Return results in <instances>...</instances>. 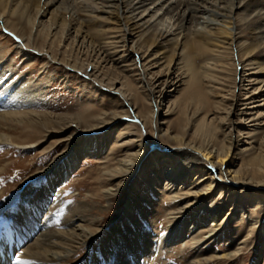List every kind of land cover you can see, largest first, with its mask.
Instances as JSON below:
<instances>
[{
  "label": "rangeland",
  "instance_id": "rangeland-1",
  "mask_svg": "<svg viewBox=\"0 0 264 264\" xmlns=\"http://www.w3.org/2000/svg\"><path fill=\"white\" fill-rule=\"evenodd\" d=\"M68 1L65 8L60 9V5L57 10L56 7L49 8L43 18L35 17V12L29 10L27 16L32 17L31 24L24 20V25H19L11 18L8 22L11 26H8L0 20V69L3 71L0 73V88L23 84L29 90L34 87V92H38L36 102L30 108L10 112H31L64 119L35 130L21 125L12 126L15 128L10 131L0 129V132L8 133L15 144H0V231L5 232L8 227L11 210L18 208L28 198L29 188L18 192L21 184L31 176L35 178L32 185L38 187L42 176L55 160L72 147L71 136L83 131L76 124H70L66 129V122L78 119L91 124L103 114H107L108 120L113 113L124 110L127 112L126 118L112 128L105 127L93 139L90 138L91 133H83L86 136L80 133L82 135L75 139L77 145L94 142L100 147L97 152L86 155L76 170L55 189L56 203L52 212L42 219L52 231L90 228L94 236L93 239H88L87 233L66 236L63 244L70 249L71 256L56 264H264V186L261 189L253 187L256 184L250 181L253 178V169L249 166L251 155L246 151L249 147L240 143L254 142L257 153L259 150L263 152L264 128L247 139V131H233L230 127V122L240 119L229 113L233 109L232 96L238 94L240 84L237 78L243 69L239 50L228 46L223 50L211 48L212 52L193 51L189 62L199 71L200 97L191 93L193 89L189 86L190 79H187L177 93L163 100L158 109L148 100L147 84L158 74L177 73L174 72V64L181 40L174 35L187 27L190 28H187V32L195 31V24L174 31L173 20L154 21L157 27L153 36L157 43L154 44L158 46L150 49L149 44L145 47L144 41L151 38L150 35L139 41L138 35L142 29L125 34L127 24L122 16H118L121 12L117 7L106 6L102 0ZM4 2L6 4L8 0ZM235 15L245 18L242 11H236ZM52 19L57 21L59 28L53 29L50 23ZM37 22L40 23L39 27H35ZM210 28L214 29L215 25ZM240 29L239 40L250 43L245 27L240 26ZM167 31L174 32L163 38L160 34ZM19 43L24 47L19 48ZM154 56L159 60L156 68H148L151 63L147 64V61L154 59ZM144 63L149 70L146 75L141 73L140 65ZM121 65L127 68H120ZM210 65L217 68H214L216 72H208L214 77L210 80L216 84L201 78L204 67ZM181 66L177 67L179 73ZM95 70L100 83L116 81L129 94L130 100L125 101L119 94L108 92L106 86L102 88L94 83L90 74ZM168 100L172 102V114L167 118L158 115L155 124L149 118L151 111L164 114ZM138 118L143 123L138 122ZM126 126L130 129L126 130ZM152 128L159 132L170 130L171 136L178 138L183 135L186 141L196 145L209 144L215 151H221L222 145L231 147L230 161L221 167V177L218 170L210 173L209 162L203 161V164L187 172L184 184L177 189L167 187L163 178L156 179L160 174L157 166H152L148 175L143 172V176L137 169L128 183L122 182L118 186L119 180L109 177L108 172L117 167L120 159L135 150L133 146L120 147L119 144L127 141L129 136L141 135L149 144L145 146L143 158L149 160L151 165L156 161V156L150 146L162 144ZM30 145L34 147L28 148ZM238 170L244 175L243 178L239 179L235 174ZM257 170L264 180V169L260 167ZM147 181L152 185L149 186ZM223 182L234 183V186L229 189ZM247 182L253 186L244 188L239 184ZM205 185H210V188L205 187V192H202ZM192 187V190L201 193V198L186 220L192 224L190 227L198 229L196 223L193 225L194 215L202 214L199 232L192 235L188 230L183 243L168 245L163 238L178 223L180 213H177V209L189 201V198L178 201L171 198L175 191L181 194L179 189L185 191ZM113 188H116L113 196L104 193ZM130 195L136 200L135 205L131 206L129 218L133 229L138 230V241L127 247L118 222ZM258 200L260 203L257 207ZM214 207L217 208L216 219L212 220L211 209ZM210 223L217 225L216 234L201 242L211 228Z\"/></svg>",
  "mask_w": 264,
  "mask_h": 264
},
{
  "label": "bare ground",
  "instance_id": "bare-ground-1",
  "mask_svg": "<svg viewBox=\"0 0 264 264\" xmlns=\"http://www.w3.org/2000/svg\"><path fill=\"white\" fill-rule=\"evenodd\" d=\"M102 1L106 6L112 5L113 7H117L118 12H121L118 13V16H122L127 24L124 29L125 34L129 35V31L132 32L138 29H142L140 30V35H138L139 41L142 37L150 35L151 38H147L144 40L145 47L146 44H149L150 49L157 43V40L153 37L155 31L157 30V27H155V25L153 24L156 20L158 23H161V20H173V24L175 23L174 31L176 29L181 30V28H183L184 26L191 24H195V26L197 27L195 31H191L190 33L187 32L190 30V28L187 27L189 30L186 28V30L183 32L178 31L175 35L173 34L176 37H180L181 40L179 43V48L177 50L178 52L176 62L174 64V72H177L178 74L175 73V75L173 72H167L165 75L158 74L153 77L152 81L149 82L150 84H147L148 88H146V85L144 84V88H146V90L148 89V100L150 102L152 101V103L156 105L155 108L159 109L165 98L169 97L172 93H177L179 90L178 88L180 86H183L185 82H187V79H190L188 80L190 83L189 86L193 89L191 93H195L196 96L200 97L201 91L198 89L199 71L197 72L189 62L192 57L193 51L205 50L212 52L211 48L223 50L225 47L232 46L231 49L234 48L235 50H239L240 52V54H238L240 55V64L243 69L239 74V77L237 78L238 84H240L237 88L238 94L232 96L233 109L231 108L232 111L229 112L230 115L234 116V118L240 119H238L236 122H230V127L233 128V131L235 129L241 132L247 131V139L249 137H253L256 134H259V131L263 130L264 0ZM68 2V0H8V2L5 4L4 0H0V20H2L8 26L10 25V23L8 22L9 19L11 20V18H13L19 25H24V20H27V23L31 24L30 18L32 17L27 16V12L29 10L35 12V17L43 18L49 11V8L56 7L57 10V8H59V5L60 9L61 7L65 8ZM112 6H109L108 8ZM236 11H242V16H245V18L242 17L244 19H241L238 17V15H235ZM50 23H52L51 25L54 27H52L54 30L57 29L58 23L56 20L52 19ZM36 24L37 25H35V27L40 26L39 22H37ZM213 25H215V28L211 29L210 26ZM240 26H243V28L245 27V32L250 38V43L241 41L239 40V37H237L239 35L238 31L241 30ZM206 27H208L209 29L204 32L203 30ZM174 31H167L164 34L160 35L165 38L171 35ZM157 46L158 45H156L155 47ZM22 47H24V45L19 43V48ZM204 54H206V52ZM153 58L154 59L152 60L150 59L151 61H147V64L151 63L148 68H156L155 64L159 60L156 59L155 56ZM141 60L144 62L145 58L142 56ZM125 66L126 65H121L120 68H127ZM140 66L142 68V75H146V72L149 71L147 65H145L144 63V65L141 64ZM178 66H181L180 73L177 70ZM205 67V70L203 72L204 76H201V78L203 77L207 80H210L211 78L213 79L214 77L211 76L208 72H216L217 70L214 69L216 67H214V65ZM93 69H96V67L93 66ZM2 72L3 71H1L0 69V73ZM96 72L97 71L95 70L93 74H90V77L92 78V81L94 83H98V86L102 88H105L106 86L108 92L112 94H119L125 99V101L130 100L129 94L125 93L123 88L119 86L116 81L112 83L103 81L102 83H100V81L97 80L98 74L96 75ZM210 81L211 83L212 81L215 83L214 80ZM143 83L144 81H142V84ZM33 88H30L29 90L23 84H20L19 86L12 84L7 88H0V129L5 128V130L10 131L15 127L21 125L25 126L27 129L35 130L38 127H47L48 125L50 126L56 124L54 123L55 120L56 122L64 120L54 119L55 117H51L48 115H36L31 112L21 114L10 112L12 110L16 111L18 109H25L30 105L35 104L38 92H34ZM166 103V111L164 112V114H156L154 110L151 111L149 118L155 124H157L158 115H160V117L167 118L172 114V102H169L168 100ZM125 113L127 112H124V110L119 111L118 113H113L112 117H110L108 120L106 119L107 114H103L98 117V119H95L94 123L91 124H87L86 122H82V120L78 119H74L73 121L71 119V121L65 123V126L67 124L66 129L69 128V126H71L72 124H76L83 131L75 133L73 136H71L70 140L72 142V147L68 152L61 154L55 160V162L52 164V167L48 169L42 176L41 184L38 185V187H36L37 185L35 184L32 185L35 181L34 177L30 176L26 181H24V183H26L24 189H30V191L28 190L29 192L27 193L29 194L28 198L27 200L22 202L18 208L11 210L12 215L9 223L7 224L8 227L5 229V232L4 230L0 231V264H18L17 257H19V261H22L23 264H56L57 262L68 259L69 256H71L70 249L66 246L64 247L63 244V240L66 236H80L82 233H87L88 239H93L94 231L90 230V228L82 230L72 229L71 231H52L51 227L50 230L48 226L44 225L46 221H44V219L42 218L47 217L52 212V208L56 203L54 192L55 189L76 170L78 164L86 157V155L97 152L100 147L94 142L87 143L85 145H77L75 143L77 141L75 140L76 137L82 135L83 133H91L90 138L93 139L95 134L100 130H103L105 127L107 129H110L115 124L126 118ZM138 122L143 123V121H140V119L138 120ZM159 125H163V123H159ZM12 126L15 127L13 128ZM128 129L130 128L127 127L126 130ZM152 130L155 131L154 134L156 135L158 140L162 141V144H158L156 146L151 145L153 147L150 146V148L154 149L153 154H155L156 156V161L152 162L151 165H149V160L143 158L146 151L145 146L149 144H146L147 142L144 141L141 135L129 136L130 138H128L127 141L121 142L119 144L120 147L130 148L133 146L135 150L127 154L124 159H120L117 167L111 169L109 172L107 171L110 175L109 177L119 180L118 186L122 185L120 184L122 182L128 183L136 173L137 169H139V172H141V174L144 172L146 175H148L150 174V168L152 166H157L159 168L160 174L156 176V179L163 178V182L168 185L167 187H170V189H177L179 185L184 184V179L187 172L196 168L200 164H203V161L209 162L210 173H213L214 170H218L219 177H221V167L227 165V163L230 161L229 153L231 152V147L226 148L225 145H222L223 148L221 151H215L209 144L200 143L196 145L189 140L186 141L183 135H181L179 138L176 135L171 136L170 130L166 129L163 132H159L156 128H152ZM127 133L129 132L127 131ZM127 133H125L126 136H128ZM240 143H242V145L244 146L246 145L249 147V149H246V151L250 152L251 158L249 160V166H251V168L253 169V178H251L250 181H253L256 185L253 186L248 182L239 184L244 185V188H251V186H253L256 187L255 189H258L259 187V189H261V186H264V180L263 176L261 175V173H259L257 168L262 167L264 169V151L262 152L259 150L257 153L255 148L253 147L254 142L245 143L241 141ZM0 144L15 145L13 144V138L9 136L8 133L6 134L3 132H0ZM33 147L34 145H30L28 148ZM141 174L140 176H143V174ZM235 174H238L239 179L240 177L243 178L244 176L239 170ZM147 183H149V186L152 185L149 181H147ZM223 183L224 185L228 186L229 189L234 186V183L231 182ZM31 186H34V188L36 187V189H33V187ZM118 186H116V188ZM205 187L210 188V185H205L202 189V192H205ZM116 188L105 190L104 193L107 196H113V194L116 192ZM193 188L194 187L190 188L189 190L185 189V191H181L179 189L181 194H178V192L175 191L173 197L171 198L174 201L189 198V201L184 203V207L177 209V213H180V216L178 217V223L174 226L173 231L163 238L165 243L168 245L183 243L186 238L185 234L188 230V233L192 235L196 232H199L197 230L200 229L199 220L202 214L198 213L196 216L194 215L193 225H195L196 223V227L198 229H193V227H190L192 224H189L186 220V217L190 214V211L197 207L198 202L201 198V193L197 192L196 190H192ZM24 189H22L21 192ZM134 198L135 197H133V195H130V199H128L126 204L124 205L121 214L122 216L118 222L120 223L119 226H121V228L123 229V242L127 244V247L131 244H135L136 241H138V230L136 231L135 229H133V223L129 218L131 206L135 205L136 203V200ZM259 203L260 202L258 200V202L256 203L257 207ZM4 210L5 209H3L2 212ZM216 211V207L211 209V214L213 216L212 220L216 217ZM209 226H211V228L207 230L208 233L204 238L202 236L203 239L200 240L201 242L206 241L207 239H211V237L216 234L217 225H213L212 223H210ZM3 227L4 225L2 226V228ZM163 240L162 242H164Z\"/></svg>",
  "mask_w": 264,
  "mask_h": 264
},
{
  "label": "snow or ice",
  "instance_id": "snow-or-ice-1",
  "mask_svg": "<svg viewBox=\"0 0 264 264\" xmlns=\"http://www.w3.org/2000/svg\"><path fill=\"white\" fill-rule=\"evenodd\" d=\"M18 264H23L22 261H19V257H17Z\"/></svg>",
  "mask_w": 264,
  "mask_h": 264
}]
</instances>
